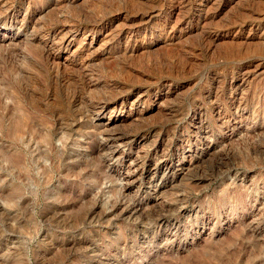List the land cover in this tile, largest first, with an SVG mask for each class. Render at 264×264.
Returning a JSON list of instances; mask_svg holds the SVG:
<instances>
[{
    "label": "rangeland",
    "instance_id": "obj_1",
    "mask_svg": "<svg viewBox=\"0 0 264 264\" xmlns=\"http://www.w3.org/2000/svg\"><path fill=\"white\" fill-rule=\"evenodd\" d=\"M0 264H264V0H0Z\"/></svg>",
    "mask_w": 264,
    "mask_h": 264
},
{
    "label": "bare ground",
    "instance_id": "obj_2",
    "mask_svg": "<svg viewBox=\"0 0 264 264\" xmlns=\"http://www.w3.org/2000/svg\"><path fill=\"white\" fill-rule=\"evenodd\" d=\"M50 1V0H49ZM53 1V0H52ZM155 5V4H154ZM3 6V5H2ZM10 9V8H9ZM148 13V12H147ZM64 14V13H63ZM3 15V14H2ZM6 18V17H5ZM145 18V17H144ZM149 19V18H148ZM143 20H145V19H143ZM150 20V19H149ZM148 20V21H149ZM146 21V20H145ZM148 23V22H147ZM52 28V27H51ZM50 30V29H49ZM48 31V30H47ZM132 32V31H131ZM49 33H50V31H49ZM46 39V38H45ZM44 40V39H43ZM54 42V41H53ZM49 50V49H48ZM51 52V51H50ZM51 55H53L52 53H51ZM50 57V56H49ZM255 112V111H254ZM97 114V113H96ZM114 135V134H113ZM110 136H112V134L110 135ZM114 137H115V135H114ZM125 137V136H124ZM102 144V143H101ZM111 152V151H110ZM112 153V152H111ZM115 153V152H114ZM111 155H113V154H111ZM160 165V164H159ZM171 167V166H170ZM168 168V167H167ZM166 171V170H165ZM154 175V174H153ZM161 175V174H160ZM119 207V206H118ZM137 208V207H136ZM114 209V208H113ZM135 209V208H134ZM133 211V210H132ZM120 212H121V210H120ZM128 212V211H127ZM123 213V212H122ZM132 213V212H131ZM138 213V212H137ZM120 214V213H119ZM133 214V213H132ZM135 214V213H134ZM165 227H166V225H165Z\"/></svg>",
    "mask_w": 264,
    "mask_h": 264
}]
</instances>
